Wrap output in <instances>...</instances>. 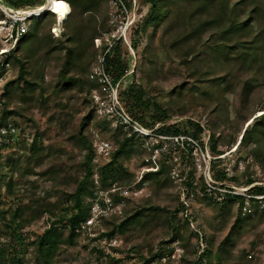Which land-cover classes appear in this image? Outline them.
Listing matches in <instances>:
<instances>
[{"label": "rangeland", "instance_id": "374dc122", "mask_svg": "<svg viewBox=\"0 0 264 264\" xmlns=\"http://www.w3.org/2000/svg\"><path fill=\"white\" fill-rule=\"evenodd\" d=\"M253 1L245 0L240 5L241 15L248 13ZM125 2L128 6L126 18L131 25L118 43L129 62V69L117 84L120 103L134 119L121 94L132 85L139 88L149 125L137 122L157 134L158 128L175 125L181 129L177 136L182 139L177 142L167 138L163 142L154 138L145 143L134 137L119 161L134 179L121 186L115 183L107 191L101 189L99 168L109 161L111 150L120 140L134 136L128 129L118 127L113 119L101 116L93 99L94 91L100 92L102 85L91 78V73L112 42L111 35L117 27L110 0H75L65 21L46 11L47 0L20 8L41 7V11L45 10L43 23L38 25L36 22L43 15L32 17L26 21L23 33L37 32L29 65L35 75L29 84L22 81L21 85L32 94L27 104L22 101L19 87L13 89L11 96H4V86L17 76L18 66L8 63L11 58L8 52L16 46V41L11 40L9 20L0 10V109L3 106L23 111L26 116L12 114L0 121V127L6 128L4 132L0 131L3 154L0 175L13 176L20 188L14 196L3 189L0 210L9 213L17 208L21 197L29 194L27 190L32 181L38 180V193L53 187L54 202L65 189L73 190L76 174L83 175L78 165L86 150L77 144L79 131L83 128L97 152L92 164L94 190L99 193L100 201L114 193L124 201V204L114 201L107 216L118 215L120 220L126 204L130 207L160 205L171 212L170 218L175 217L182 237L173 234V230L163 223V217H157L145 226L131 225L126 234L116 235L115 244L101 235L107 227L99 225L92 229L91 235L83 234L76 245L66 247L67 250L59 254L57 264H148L146 259L151 252L154 253L152 264H264V198L252 201L244 196V200L228 203L224 191L247 193L253 186H264V132L259 122L264 113V69H249L244 55L239 52L221 54L210 47L215 39H220L223 30L231 29L240 20L225 16L219 0L216 5L204 9L198 8L200 5L194 0H160L162 17L155 16L151 26L144 29L143 20L151 8L150 3L145 0ZM83 22L96 28L97 34L92 37L93 29L85 28V51L82 55L76 52L66 61L67 49L57 46L60 47L59 42H64L65 46L72 44L67 35L74 34ZM63 68L67 69V79L71 78L72 84L68 86V80L62 82V87H66L56 92L54 88ZM35 69L39 73H35ZM246 82L253 83L248 96L244 92ZM41 93L50 98L48 103H40ZM156 104L160 108L157 109ZM163 112L170 118L153 124L151 116ZM27 116L33 117L34 121L30 122ZM251 119L253 122L248 125ZM192 120L204 127L199 139L193 136ZM62 123L64 127H60ZM247 127L259 136V141L249 146L240 145L241 135ZM38 132H45L38 142L46 148L44 153L50 147L53 151L44 165L34 167L35 173H24L27 167L24 154H29L28 148ZM71 136H74L72 141ZM188 137H194L199 146H191ZM156 139L162 146L158 150L151 145ZM214 143L217 151L212 149ZM162 162L168 165V173L158 181L139 182L144 173L157 169ZM57 164H62L67 171L68 181H62L63 176L61 182L51 175L42 178V170ZM222 172L226 173L227 179H217ZM206 179L216 187L212 195L204 193ZM191 180L195 189L186 185ZM249 180L253 182L249 183ZM114 187H118L115 192ZM88 199L93 204L98 200L97 196ZM54 211L59 216L64 209ZM54 218L53 214L46 213L13 235L0 215V246H5L10 255L17 253L24 257L28 264H37L33 242ZM187 218L189 227L185 222ZM113 246L118 251L112 249ZM207 247L212 250V260L197 262L199 254ZM94 248L104 250L105 254L100 255L93 251ZM109 254L115 260H111Z\"/></svg>", "mask_w": 264, "mask_h": 264}, {"label": "trees", "instance_id": "16d2710c", "mask_svg": "<svg viewBox=\"0 0 264 264\" xmlns=\"http://www.w3.org/2000/svg\"><path fill=\"white\" fill-rule=\"evenodd\" d=\"M5 3H9L11 6L16 8H26L31 7L37 2L44 0H2ZM200 5L198 8L204 9L211 7L212 4H215L218 0H194ZM245 0H219L222 6L224 15H228L232 18H237L240 20L234 24L231 29L223 30L224 33L221 35L220 39H215L214 42L210 45L212 49H217L221 54H230L232 52H239L244 55L245 64L249 69H264V0H254L251 8L248 10L246 15H241L239 7ZM70 4L75 3V0H69ZM145 2L150 3L151 8L148 11L146 18H144V29H148L155 16L160 18L162 17V9L160 5V0H145ZM216 5V4H215ZM160 8V10H159ZM158 11V13H157ZM157 13V14H156ZM45 14H49L46 12ZM241 16V17H240ZM45 15L38 18L36 22L38 25L43 23ZM208 23V22H207ZM158 24V23H157ZM157 24H155L157 26ZM205 25V24H204ZM202 24V26H204ZM85 28L93 29L92 37L97 34L96 28L92 27L90 24H79L77 26L76 32L74 34H68V42L72 44L65 46L64 42H59L60 47L67 49L66 61L78 52L82 55V52L85 51L84 45V35L83 32ZM139 29V28H138ZM37 35L36 31H31L29 35H22L16 41V46L10 51L9 56L11 57L8 63L12 62L18 66V74L15 78L8 80L4 86V96H11L13 89L19 87L21 89L24 104H27L31 98L32 94L26 88L21 87L22 81L26 84L30 83V78L35 74L30 68V55L31 51L35 45V36ZM56 49V47H55ZM106 69L114 77L115 81H119L124 75L128 72L129 62L124 56V53L121 49L120 44H116L111 48V51L105 55ZM263 68V69H262ZM35 73H39V70L35 69ZM67 69L63 68L60 72V81L57 86L54 88L56 92L63 90L66 86L62 87V82L67 81ZM68 86L72 84V79L69 78ZM38 85V84H37ZM40 87V85H39ZM61 87V89H60ZM253 87V83L246 82L244 92L248 96L250 88ZM43 91V90H42ZM122 100H124L126 108L130 111L131 115L134 117V120L139 121L143 125L148 124L147 110L146 105L142 99L139 88L131 86L122 91L121 94ZM126 96V97H125ZM126 99V100H125ZM40 103L45 104L50 101V98H45L44 94H40ZM58 105V104H57ZM156 108H160L156 104ZM46 113V112H45ZM19 114L26 117L23 111L7 109L6 107H1L0 109V121L3 122L8 118V115ZM28 120L34 121V118L27 116ZM170 116L167 112L161 114H153L151 119L153 124L158 122H163L169 119ZM258 118V117H256ZM53 119V118H52ZM51 119V122H52ZM259 122L262 125L264 132V113L261 115ZM62 123L60 127H64ZM190 125L194 128L193 136L197 139L200 138L201 133L204 131V127L201 123L196 121H190ZM123 128L122 126H118ZM161 134L171 133L174 135H179L181 129L175 125L162 126L157 130ZM45 132H38L33 136L32 142L28 148L29 154H24L26 156V171L24 173H35L34 167H40L46 163V159L52 153V147L44 153L45 147L39 146L38 142L43 138ZM80 139L77 141V144L86 150L85 155L83 156L81 162H79L78 167L83 171V175L79 176L76 174L75 181L76 185L73 190L65 189L64 194L59 196V198L54 202L53 193L54 188L46 191L45 193L37 192V181H32L31 187L28 188V193L25 196L21 197V202L17 208L11 210V214L6 211L0 210V215L5 220L7 227L10 229L13 235L18 234L19 231L23 230L25 227L31 225L33 222L41 218L46 213H51L54 215L50 226L42 233L36 236L34 244L36 245L37 252V264H57L59 254L62 251H66L68 246H74L77 243L78 238L83 235V233L76 232V227L83 221H86L92 216V206L93 202L89 201V197H96L97 193L95 192V180L93 173V161L97 156L96 149L93 146V143L87 140L84 129L82 128L79 131ZM70 140H74V136L70 137ZM259 141V136H257L253 130L247 127L243 132L242 138L240 139L239 144L249 146L255 141ZM134 141V136L125 137L123 140L119 141V145L111 150L109 161L104 163L103 166L99 168L100 174V184L101 189L107 191L115 183H120L125 185L129 182H132L134 175L131 174L123 164H120V158L124 152L128 150V147L132 145ZM214 151H217V144H213ZM222 154V152H219ZM3 154L0 151V160L2 159ZM216 162V161H214ZM34 164L35 166H32ZM169 167L165 162H162L156 170H148L142 176V179L139 181L141 184L146 183L149 180L158 181L161 176H164L168 173ZM67 171L63 168L62 164H57V166H49L46 170H42L40 175L42 178H45L47 175H51L55 180L60 181L61 176L64 178L62 181H68L69 175ZM193 180V176L191 178ZM219 180L227 179L226 173H221L217 176ZM187 182L186 185L192 189L196 187L193 185V181ZM252 180H249V183H252ZM3 189L7 191L10 195L14 196L17 192L20 191L18 186V180L13 176H8L7 174L0 175V204L2 203L3 198ZM203 189V187H202ZM204 190V189H203ZM204 193L206 194L205 190ZM249 193L254 195L264 194V186H253L249 189ZM114 201L121 202L118 194H111ZM28 199V202L25 200ZM235 200H244L242 195L230 194L227 198V202L231 203ZM250 200L257 201V198L252 197ZM54 208V209H52ZM63 208L64 211L58 216L54 210H59ZM178 211V209H177ZM169 210L160 205H140L139 207H130L127 204L123 208L122 217L118 220V215L107 216L101 215L100 224L107 227V230L101 233V235L108 237L109 240H112L116 237L117 234H126L130 230L131 225H148L155 221L157 217H163V223L166 224L169 228L173 230V234L177 237H182L179 224L174 220L175 217L170 218ZM9 215V216H8ZM189 218L185 220L186 225L189 227ZM193 235L199 236L197 232H193ZM96 239V238H95ZM198 243V242H197ZM112 249L118 251V248L115 246ZM93 251L98 252L100 255H104L105 252L102 249L94 248ZM199 251L196 250V253ZM111 260H115L113 256L108 255ZM212 250L210 248H204L203 251L199 254L197 262L211 261L212 260ZM154 258V253L151 252L149 258L146 259V263L152 264ZM0 264H28L24 257H21L19 254L10 255L8 249L5 246H0ZM156 264H162L161 262Z\"/></svg>", "mask_w": 264, "mask_h": 264}, {"label": "built area", "instance_id": "2783aa9c", "mask_svg": "<svg viewBox=\"0 0 264 264\" xmlns=\"http://www.w3.org/2000/svg\"><path fill=\"white\" fill-rule=\"evenodd\" d=\"M51 1L52 0H47L46 11L52 12L53 9L51 8V5H49ZM63 1L66 2L71 12L70 2L67 0ZM110 4L111 8L114 11L112 17L114 22H117V27L112 32V42H110L109 45L106 47L103 56H101L100 58L99 64L96 66V68H94L93 72L91 73V78L96 79V81L102 85L101 91L98 92L97 90H95L93 94L96 110L101 116H103L104 118L113 119L117 124H119L123 128L128 129L131 133H133L136 139H140L145 143H150L148 140L154 138L161 139L163 140V142L164 139L173 138L175 141L179 142L180 139H182V136L176 135L169 137L161 133H153L152 131L145 128L142 124L134 120L121 105L119 94L117 93L118 81H115L114 77L107 71L105 55L111 51V48L116 45L122 37L125 36L124 33L129 29V26L131 24L129 23L128 18H126L128 6L125 0H110ZM40 8L41 7L37 9H20L10 6L0 0V10L5 15V18L9 20L11 26V40L17 41V39L23 35L26 30V21L28 19L32 17H41L43 15L45 10L41 11ZM97 41H100V39H97ZM1 130L4 132L6 128L0 127V131ZM158 139H156L155 142H151L153 149L158 150L159 147H162L160 146L161 144L158 143ZM187 139L189 140L188 143L191 146L196 148L197 146H199V143L194 137H188ZM107 154L109 153L107 152ZM151 170L156 169L152 168ZM204 186L206 193L210 195L215 193L214 190L216 189V187L211 183L209 179L205 180ZM117 188L118 187H114L113 192H115ZM224 191H226V197H228L230 194H234L247 196L249 199H251L252 197H255L257 199L264 198V194L254 195L249 193V190H247V193L228 189H225ZM122 193L125 194L124 191ZM97 198L98 200L94 202L92 206V216L86 221L81 222L76 227V232L91 235L93 233L92 229L96 225L100 224L101 215H107L112 211V206L115 205V202L112 197L107 196L106 198H103L100 201V195L99 193H97ZM123 202L124 201H121L118 204H124ZM111 242L115 244L117 242V239L113 238L112 240H110L109 243Z\"/></svg>", "mask_w": 264, "mask_h": 264}, {"label": "bare ground", "instance_id": "6f19581e", "mask_svg": "<svg viewBox=\"0 0 264 264\" xmlns=\"http://www.w3.org/2000/svg\"><path fill=\"white\" fill-rule=\"evenodd\" d=\"M49 5H51V8L53 9L52 12L57 15L58 20L65 21L68 18L70 14V8L68 7L65 1L52 0ZM252 122H253V119H251L248 122V125L251 124ZM242 135H241V138H242Z\"/></svg>", "mask_w": 264, "mask_h": 264}]
</instances>
